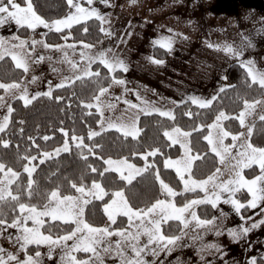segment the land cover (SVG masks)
I'll return each mask as SVG.
<instances>
[{
    "label": "snow or ice",
    "instance_id": "obj_1",
    "mask_svg": "<svg viewBox=\"0 0 264 264\" xmlns=\"http://www.w3.org/2000/svg\"><path fill=\"white\" fill-rule=\"evenodd\" d=\"M103 4H108V0H100ZM88 7H85L81 0H65L66 6L70 10L67 15L62 18L54 20H46L36 9L34 0H0V27L12 22L18 28H26L35 31L42 26L49 31L57 33L63 32L65 29H71L74 24H80L95 17L96 19H103L97 8L93 7L96 0H84ZM23 5V6H22ZM102 32L104 28L100 29ZM84 31L88 29L85 27ZM109 35L111 33H108ZM43 33L42 36H46ZM65 40L68 36L64 37ZM161 48L171 49L172 41L170 38H163L155 41ZM37 45L43 48L51 49L54 46L45 42L43 38L30 42L21 39L19 35H12L10 38L0 35V61H4L6 57H10L14 62L15 68L22 69L24 73H28L30 63L40 64L46 59L43 55H36L33 59V54L36 52ZM68 48H74V45H66ZM64 45H56L57 50L63 51ZM84 48H91L92 45L85 44ZM225 51L233 53V48L228 46ZM240 55V53H234ZM81 58L87 61V66L80 70L78 64L69 59L67 52L64 53V61L69 63L73 70L80 71L81 74L73 76H65L60 83L54 86L49 83V89L44 92H36L29 94L28 88L24 86L23 81H13L10 83L0 82V90H3L5 95H0V108L6 109V113L0 117V133H5L8 129L12 114L15 109L8 98L23 101L24 106L32 104L38 97H52L53 87L63 88L67 83H75V81H83L86 77H99L98 71H92V65L99 61L108 72L115 73L118 69L127 72L128 65L119 58L109 60L106 54L101 52L98 56H86L83 52ZM47 59H51L48 57ZM156 64L164 63L163 60L154 59L152 61ZM241 67L245 69L247 77L250 79V85L257 84L261 89H264V70L256 67L253 60L241 61ZM56 71V69H53ZM38 78L33 76L31 81L34 83ZM112 83L125 84L123 79H117L112 76ZM111 84L108 87H99L97 94L92 97L93 102H83L85 109H93L99 113L100 119L97 123L100 125V130L89 129L87 136H78L75 133L69 135V132L61 128L60 132L65 137L62 146L55 148L53 151L37 152V155H24L21 157L25 163L22 165V171L27 175L26 185H21V172L16 171L13 167L0 161V202H8L11 205L13 212L17 215L9 222L3 211H0V236L8 229H18L19 234L13 236L9 234L7 239L18 245V252H7L3 247H0V264H41L42 253L36 251L34 254H28L30 245L47 246V256L53 260V252L59 248L63 254L60 257L61 264H105L108 254L112 253L113 246L111 243L112 237H120L121 239L115 242V258L119 260V264H157V261L146 259V257H160L161 253L171 254L173 246L181 239V236H166L163 233L162 226L168 224L169 221H178L184 227H187L190 222H195L197 227L216 228L217 235H227L234 239H240L246 236L253 229L264 226V218L259 221L252 222L250 225H240L239 228L223 227L217 225L218 217L211 219H202L195 210L199 205H210L216 209L220 216L227 218L228 213L224 212L220 205H230L234 212L238 215L241 210L250 208L253 210L259 209L260 213H264V147L254 146L251 138L254 133L255 124L247 122L246 118L253 115L256 107L264 104L262 100H255L243 102V109L237 115H229L221 110L215 116L213 122L207 125L194 126L190 131H184L179 126H173L170 130H164L162 135L166 138L164 147L172 148L179 146L182 150V155L179 158L173 159L167 156L162 147L151 148L144 152H133L131 156H135L144 161L142 167H138L135 163H131V156L113 159L111 157L104 158L97 155V149L102 146L95 143L94 138L101 135V132L115 129L117 132H122L124 137H130L136 140L144 131L137 126V121L133 120L130 124H118L106 120L104 117V110L101 105V97L105 96ZM19 91V95H17ZM225 91L224 88L220 92ZM57 100H62V97H56ZM119 99V98H117ZM139 99V96H137ZM218 96H213L210 99H202L197 96L189 97L190 103L197 105L201 109L210 108L213 101L217 100ZM125 104L136 108L137 105L131 104L130 101L124 100ZM144 103V108L141 111L145 115H152L153 112L158 113L161 117H166L175 120V115L172 110H161L155 105ZM108 108H114L115 105L109 104ZM89 112L88 115H92ZM184 115L192 118L195 114L191 111L185 112ZM259 121L264 122V114L258 116ZM237 120L240 127L245 128L246 132H239L233 134L226 130L224 121ZM21 124L24 121H20ZM105 124L107 126L105 127ZM207 130V134L202 138L210 146V151L219 158V162L225 165V171L230 175L228 179H223L224 171L221 168H216L215 171L206 179H193V167L196 161L205 158L207 153H194L189 138L194 132H202ZM23 134L24 129H19ZM230 138L231 143H226ZM32 147L39 150L40 145L37 144L33 137L27 138ZM44 141L52 139L51 136L44 135L41 137ZM85 140L93 141L92 144L85 143ZM10 141L0 139V144L4 148L10 146ZM73 146L76 149L75 155L86 162L87 171L96 174L99 177H105L106 174L115 173L118 175L120 182L125 185H132L138 177H142L145 173L151 172L155 181L158 182L160 192L165 197L164 199H156L150 206L144 208L134 209L126 197L123 188L109 192L105 189L102 183L93 179L90 185L83 183V177L79 183L65 177L67 186L74 190L77 195H63L60 187L57 186L54 190L45 194L46 203L38 207L35 204L21 202L22 196L32 198L40 195L38 189L34 187L37 184L34 178V173L37 172L40 165L47 161L55 160L60 157L62 153L68 154L73 151ZM90 156H96L97 159L102 160L104 167L102 169L87 163ZM161 157L163 169L174 170L177 178L183 184L182 191H176L164 179L161 178V169L157 167V160L149 158ZM38 162V163H34ZM245 169H258V174L251 179L245 177ZM56 172H52V176H56ZM15 185V188L13 187ZM211 185V190L209 189ZM199 189L204 193L203 197L188 200L183 206L178 207L174 202L177 196H182L187 192H196ZM246 192L250 197L246 203L237 199V194ZM226 194V195H225ZM105 197L109 200L103 204V212L106 214L108 226L94 227L86 222L85 209L94 201H105ZM118 217H126L128 220V228L122 230H111L110 225L117 223ZM190 217V220H189ZM47 218V219H46ZM240 219L245 220L243 215ZM248 220H252L249 216ZM48 221L62 222L63 224H74L75 227L66 234L53 238L51 234H44V231H50L46 227ZM31 222V226H29ZM134 228L135 231L129 229ZM42 229L44 231H42ZM141 237H146V242H141ZM72 241L70 245L67 243ZM209 247H216L210 245ZM129 250L130 253L129 254ZM219 251V249H217ZM88 254L87 259H78L75 253ZM103 253V254H102ZM23 254V255H21ZM249 264H258L257 257L253 256L249 260ZM260 264H264V256L260 257Z\"/></svg>",
    "mask_w": 264,
    "mask_h": 264
},
{
    "label": "trees",
    "instance_id": "obj_2",
    "mask_svg": "<svg viewBox=\"0 0 264 264\" xmlns=\"http://www.w3.org/2000/svg\"><path fill=\"white\" fill-rule=\"evenodd\" d=\"M34 4L43 18L46 20H54L61 18L67 14L68 7L65 0H34ZM88 31L85 32L84 28ZM103 28L100 19L95 17L82 21L80 24H74L71 29H65L61 33L55 31L47 32L45 36L46 42L50 45H56L63 42H86L95 43L100 41L104 32L100 29ZM30 30L20 28L17 30V35L26 37ZM68 36L65 40L64 37ZM154 54L157 57H167L166 50L160 47L154 48ZM94 72L100 73L99 77H86L83 81H75V83L66 84L63 88H54L52 97H38L27 107L24 106L23 101L13 100L12 107L15 109L12 114L11 122L5 133H0V139L9 140L10 146L4 148L0 144V161L13 167L14 170L21 172L20 183L26 185L27 175L22 171V165L25 163L21 159L24 155H37V152L50 151L57 147L62 146L64 136L60 132L63 128L69 132V135L75 133L78 136H87L89 129L94 130L97 126V121L100 119L99 113L93 109H85L81 101L87 103L92 102V97L97 94L99 87H106L112 82V76L116 78L123 75L122 72L117 70L115 73H109L108 70L97 61L92 65ZM26 73L22 69L15 68V64L11 61L10 57H6L4 61H0V82L10 83L13 81H22ZM228 86L223 92L218 93V99L213 101L210 108L201 109L197 105H193L189 100L175 104L173 113L175 120L159 116L158 113L153 112L152 115H145L142 113L138 120V126L144 131L140 137L133 140L130 137H124L122 132H117L115 129L101 132L100 136L94 138L95 143L101 145L97 149V155L104 158H122L131 156L133 152H144L155 147H162L167 156L177 157L181 153L179 146L172 148L164 147L166 138L162 133L164 130H170L173 126H179L184 131H190L194 126L201 124L207 125L213 122L215 116L219 111L224 110L229 115H237L243 109V102L245 100L252 102L264 96V89L259 85H250V79L247 77L246 71L241 67V63L234 61L227 70ZM3 90H0L2 93ZM56 97H62V100H57ZM191 111L195 115L192 118L184 115L185 112ZM92 112V115H88ZM24 121L23 124L20 121ZM224 126L233 134L241 132L237 120L224 121ZM255 129L251 142L254 146L264 147V122L255 121ZM23 128V134L19 129ZM207 134L205 129L202 132H194L190 137V143L194 153L205 154L204 159L196 161L193 167V177L202 180L211 175L216 168L219 167V158L210 151V146L203 140V136ZM48 135L52 139L44 141L42 136ZM33 137L37 144L41 147L39 150L32 147L31 142L27 139ZM231 142L230 138L227 140ZM85 143L92 144L93 141L85 140ZM76 149L73 146V151L68 154L62 153L60 157L55 160L47 161L45 164L40 165L37 172L34 173V178L37 184L34 186L38 189L40 195L29 198L22 196L21 202L35 204L38 207L46 203L45 194L54 190L57 186L60 187L63 195H74V190L67 186L65 177L73 182L79 183L83 177V183H91L96 179L102 183L106 190L109 192L116 191L123 188L130 204L134 209L144 208L154 203L156 199H164L165 197L160 192L159 184L155 181L151 172L145 173L142 177H138L133 181L132 185H125L120 182L118 175L115 173L106 174L105 177H99L87 171L86 162L81 160L75 155ZM157 160V167L161 169V178L165 180L176 191H182V182L177 178L174 170L163 169L161 157L149 158ZM130 161L136 164H143L144 161L135 156H131ZM38 163V162H34ZM87 163L102 169L104 167L102 160L97 159L96 156H90ZM57 172L56 176H52V172ZM258 173V169H245L244 174L247 178L253 177ZM15 188V185L13 186ZM203 193L197 189L196 192H187L182 196H177L174 200L177 206L183 205L188 200L197 198ZM237 199L241 202L247 201L249 196L246 192L237 194ZM109 200L105 197V201H94L85 209V220L91 225L99 227L107 223V216L103 212V204ZM0 211H3L6 219L11 220L17 215L11 209L8 202H0ZM215 209L210 205H199L197 214L201 218H212ZM249 208L242 209L243 215H248ZM47 219V218H46ZM182 224L178 221H169L168 224L162 226L163 233L166 236H176L181 231ZM50 231H44L46 234L52 236H61L66 234L74 228V224H63L62 222L48 221L46 224ZM40 250L39 246L30 245L28 252L34 253Z\"/></svg>",
    "mask_w": 264,
    "mask_h": 264
},
{
    "label": "rangeland",
    "instance_id": "obj_3",
    "mask_svg": "<svg viewBox=\"0 0 264 264\" xmlns=\"http://www.w3.org/2000/svg\"><path fill=\"white\" fill-rule=\"evenodd\" d=\"M212 2L213 0H115L114 3H116V8H118L119 10H121L122 8L123 9L127 8L128 10L134 12L135 17L138 19L152 20L157 24L161 23L166 29H170L171 31L173 30L181 34L190 35L195 39L197 38L196 40H198L199 42H202L206 45H211L212 47H214L219 51L222 50L223 52H227L225 51V48L231 46L234 50L233 53H229V52L227 53L235 55L239 61L249 60V59L253 60L258 69L264 70V8L244 7L239 9V11L237 12H231V11L224 12L220 9L215 10L211 6ZM111 15L112 14H108L105 17H103L104 19L101 20L103 28L105 27L104 28L105 31H104V36L100 41L91 44L83 41L80 42L68 41L63 43L65 44L84 43V44L92 45V47L90 48V49L93 48L91 52H83L86 56H98L99 53L103 52L106 54V57L109 60L115 58L119 46H123V44L121 43L123 40H126L128 36V33H126V31L128 32V29L133 28L135 21L133 20V18H125V20L122 19L117 23L115 22L117 19L113 20ZM116 25H120L117 27L120 29L119 31H116L113 28ZM188 26H192L193 29H189ZM194 29L197 31L194 32L195 31ZM108 33L111 34L109 35ZM114 33L117 34L118 36L116 42H114L113 40L115 36ZM107 37L109 40H107V42L101 45V47H98L97 45H99V43L103 41V39L105 40V38ZM33 39L39 40L41 39V37H38V35L34 34L32 40ZM63 43H58L56 45ZM50 50L51 49L43 48L40 45H37L36 47V52L33 54V59L35 58L36 55H43L46 57V59L43 63L40 64L30 63L29 72L26 73L25 76L23 77L22 80L23 84L28 88L29 94L47 91L49 89V83H51L54 86L55 84L60 83L65 76L71 77L74 74L76 75L81 74L80 71L73 70L71 65L66 61H64L63 57L65 51H57L56 59H58L59 67L56 68V71H53L55 67L51 66L50 60L47 59L48 57H50L49 55ZM81 53H82L81 51L75 52V50H70L67 54L69 59L76 62L78 64V68L80 70H83L87 66V61L81 58ZM166 53L168 55L167 50ZM234 53H240V55H236ZM153 54H154V49H153ZM155 56L157 57V55ZM119 71L122 72L123 75L121 77H118L117 79H123L126 76V74L122 70ZM33 76L38 78L34 83L30 82ZM110 84H111V88L109 89V92L105 96L101 97V105L104 110V117L106 120H110L111 122L114 123L125 124V125L130 124L137 115L136 113L138 111L136 108L139 106V104L137 103V101L134 102V99L130 97L132 92L129 91V87L128 88L122 87V85L114 84L112 82ZM54 88L55 87H53V89ZM16 94L19 95L20 94L19 91H17ZM0 95H5V93L2 92L0 93ZM13 100L14 99H11L10 97L8 98V102L11 104ZM124 100L130 101L131 104H135L137 105V107L136 108L130 107L129 104L124 103ZM257 100L264 101V96H262V98ZM92 102L95 104V101ZM109 104H113L115 105V107L108 108L107 106ZM5 113H6V109L0 108V117H2ZM260 114H264V104H260L256 107L253 115L248 116L246 118L247 122L250 124H254L255 121L258 120V116ZM141 115H139V118L141 117ZM106 126L107 124H105V127ZM94 130L99 131L100 125L97 124ZM241 132H246V129L242 128ZM226 143L229 142L226 140ZM53 150H50L49 152ZM180 155H182V150L177 157H172V158L173 159L179 158ZM130 162L135 163L133 161ZM143 164H136V165L138 167H142ZM219 168H221V170L224 171L223 179L225 180L228 179L230 174L227 171H225V165H222L220 163ZM193 179L196 178L193 177ZM88 185H90V183H88ZM209 189L211 190V185H209ZM74 195L77 194L74 193ZM203 195L204 193L197 198H201L203 197ZM197 207L198 206H196V208ZM220 208L225 212L224 205L221 204ZM217 216H218V220H217L218 226L225 227L223 224L225 220H228L226 227L239 228L240 226L238 225V221L236 220V218L230 217L229 214L227 218L224 219L222 218V216H220V213L217 211L215 217ZM206 219H211V218H206ZM106 220L107 223L104 226H108L110 223L108 219ZM194 224L195 222H190L187 227H184L185 232L183 236H181V239L177 241V244L175 245L178 248H182V246H184L187 249L186 258L183 257L182 259V261L185 260L187 264L194 263L195 261L196 262L200 261V263H205L206 261H210L213 257H216L215 259L218 258L219 260L229 259V257L235 258L241 253L243 246H245L244 244L246 238H244V236L238 240L227 235L226 232L223 235L216 234V236H214L217 229L210 227H207L208 229L204 234L205 236L208 237L211 236L210 241L204 240L198 244L195 239L196 237L201 239V235L198 234L197 230H195ZM29 226H31V222H29ZM104 226H99V227H104ZM110 228L113 231L128 228L127 218L118 217L117 223L115 225H110ZM129 230L135 231L134 228H131ZM9 234L15 236L19 234V230L8 229L4 233V235L0 236V247H3L7 252H12L15 254L18 252V245H15L12 241L7 239ZM262 234H264V229L261 235ZM251 235L255 237L253 241L254 242L257 241L255 236L256 232L251 231L250 237ZM56 237L57 236H53V238ZM110 239L113 246V251L112 253L107 255L105 264H119L118 259L115 258L114 249H115V242L121 238L114 236ZM146 239H147L146 237H141V242L142 243L146 242ZM202 242L204 243V245L202 244ZM67 243L70 245L73 242L68 241ZM210 244L215 245L216 247L218 245V247L215 248V250H212L213 253H211V251H208L210 250L209 247L208 249L205 248L207 246H210ZM39 247L40 250L38 251L42 253V256L40 258L41 264H53V260L49 259L47 256V246L41 245ZM182 249L180 250V252L182 251ZM217 249H219V251ZM34 253L28 252V254H34ZM62 254L63 252L59 248H57L53 252L55 264H61L60 257ZM75 255L77 256L78 259H87L88 256V254L82 252L75 253ZM211 255H213V257H211ZM181 256H183V252H181ZM146 259L153 260L152 257L151 258L146 257Z\"/></svg>",
    "mask_w": 264,
    "mask_h": 264
},
{
    "label": "crops",
    "instance_id": "obj_4",
    "mask_svg": "<svg viewBox=\"0 0 264 264\" xmlns=\"http://www.w3.org/2000/svg\"><path fill=\"white\" fill-rule=\"evenodd\" d=\"M17 2H22V0H17ZM114 2L115 0H108V4L106 5L101 3L100 0H96L93 7L97 8L102 17L112 14L111 17L113 20L117 19L115 21L117 23L122 19L125 20V18H133L135 21L134 25L132 23L133 28H130V26L128 32L126 31L128 36L126 40L122 41L121 44H123V46H119L115 55V58L122 59L128 65L129 70L125 73L126 76L123 78L125 84H123L122 87H129V91L132 92L130 97L134 99V102L137 101L139 104L136 108L138 112L136 113L137 115L134 120H136L137 116L139 117V115L143 113L141 111V109L144 108L143 102L155 105L161 110H172L175 104L185 102L189 100V97L197 96L202 99H210L213 96H217L221 88H226L228 86L229 82L226 75L227 70L234 61L241 63L235 55L223 52L222 50L219 51L211 45L199 42L196 40L197 38L195 39L190 35L166 29L161 23L157 24L152 20L138 19L135 17L134 12L128 10L127 8H122L121 10L116 8V3ZM81 3H83L85 7H88L86 3H84V0H81ZM69 11L74 10H70L68 8L67 14ZM118 26L120 25H116L115 27L117 28ZM115 27L113 28L116 31L120 30ZM188 28L193 29L192 26H188ZM18 29L20 28L10 22L3 27H0V35L10 38L12 35H17ZM196 31L197 30L194 32ZM47 32H49L48 29L40 26L35 31L30 30L26 37L20 38L30 42L33 35L36 34L38 37L43 38L46 42L45 36H42V34ZM163 38H170L172 41V47L170 50L164 48L168 52V56L166 58H158L153 54V49L155 46L160 47L155 43V41ZM117 39L118 36L115 34L113 39L114 42H116ZM107 40H109L108 37L105 38V40L103 39V41H101L97 46L101 47V45L107 42ZM68 44L74 45V48H68L66 46ZM68 44L63 43L59 45H64L65 47L63 51L67 53L70 50H75V52H91L93 49L84 48V43ZM53 46L54 47L50 50L49 55L51 59L49 60L50 65L56 69L59 67L58 59H56V53L60 50H57L55 45ZM154 59L163 60L164 63H153L152 61ZM137 96H139V99H137ZM251 178L252 177H249L248 179ZM224 206L225 212L228 213L230 217L236 218L238 225L243 224L248 226L252 222H256L264 218V213H260L259 209L253 210L249 208L248 215H243L241 210L240 215H243L245 218V220L242 221L240 219V215L236 214L230 205ZM261 206L264 207V205ZM197 208L195 209L196 211ZM216 212L217 210L215 209L214 217ZM249 216L252 217V220L247 219ZM222 218L226 219L225 217ZM227 221L228 220H225L223 222L225 227L227 225ZM194 228L198 231V234L201 235V239L198 237L195 239L198 244L204 240L210 241L211 236L208 237L204 235L208 229L207 227H197L196 224H194ZM181 229V232L176 236H183L185 232L184 225ZM263 229L264 226H261L260 228L252 230V232H256L255 236L257 241L255 242L253 241L255 237H253V235L250 237V232L244 236V238H246L244 244L245 246H243L241 253L235 258L229 257V259L219 260L218 258L215 259L216 257L211 255L213 258L210 261H206L205 263L195 261L191 264H249V260L253 256L257 257L258 264H260V257L264 256V234L261 235ZM214 236H216V232ZM202 244L204 245L203 242ZM208 247L209 246L205 248L208 249ZM217 247H209L210 250L208 251L213 253L212 250H215ZM182 248L173 246L171 254L161 253L160 257L152 258L154 261H157V264H187L185 260L182 261L183 257L186 258L187 249L184 246H182ZM181 249L183 256H181ZM129 254H131L130 251Z\"/></svg>",
    "mask_w": 264,
    "mask_h": 264
},
{
    "label": "flooded vegetation",
    "instance_id": "obj_5",
    "mask_svg": "<svg viewBox=\"0 0 264 264\" xmlns=\"http://www.w3.org/2000/svg\"><path fill=\"white\" fill-rule=\"evenodd\" d=\"M211 6L215 10L237 12L244 7L264 8V0H213Z\"/></svg>",
    "mask_w": 264,
    "mask_h": 264
}]
</instances>
